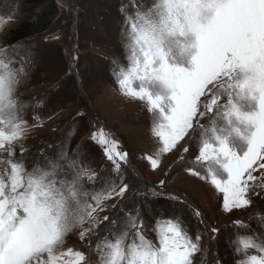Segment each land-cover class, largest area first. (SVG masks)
<instances>
[{
	"label": "snow or ice",
	"instance_id": "obj_1",
	"mask_svg": "<svg viewBox=\"0 0 264 264\" xmlns=\"http://www.w3.org/2000/svg\"><path fill=\"white\" fill-rule=\"evenodd\" d=\"M121 14L127 63L113 59L112 75L119 94L150 117L155 148L141 159L152 172L169 155L186 162V174L221 198L226 216L264 201V0H132ZM0 53V264H228L214 251L226 226L166 192V179L147 192L134 187L129 154L103 126L85 134L106 162L100 173L84 158L83 141L72 156H45L29 170L25 141L45 121L36 112L27 119V110L43 101L17 97L31 56L15 67L7 49ZM133 196L188 209L195 231L176 212L149 224ZM252 218L264 227V215ZM231 228L234 264H264V236L245 234L244 218ZM71 235L83 248L69 245Z\"/></svg>",
	"mask_w": 264,
	"mask_h": 264
},
{
	"label": "rangeland",
	"instance_id": "obj_2",
	"mask_svg": "<svg viewBox=\"0 0 264 264\" xmlns=\"http://www.w3.org/2000/svg\"><path fill=\"white\" fill-rule=\"evenodd\" d=\"M51 1L57 7V16L46 33L9 48L3 47L0 41V48L7 49L16 61L15 67H20L23 59L31 56L32 63L27 68L29 76L19 87L17 97L32 104L36 100L43 101L42 107L27 110V119L31 120L33 112H36L45 121L44 126L33 130L25 141V146L31 150L27 161L29 170L33 160L44 166L45 157L39 159L40 156L55 160L65 150L72 156L77 145L83 141L81 151L84 158L93 170L100 173L106 162L101 151L85 139V134L91 125L103 126L129 154L131 165L139 174L133 178L129 173L134 187H141L147 192L149 186L155 187L160 179H166V192L182 193L204 213L209 223L217 227L226 226L222 227L214 251H218L228 264H234L229 247V240L233 238L231 221L244 218L249 225L247 230H243L245 234L264 236L261 221L248 219L253 212L264 215V201L254 198L253 207L236 211L231 217L226 216L220 210L221 198L209 186L186 174V162L176 164L175 156L169 155L163 158L161 168L152 172L141 159L142 154L155 148L150 138V117L140 103L129 101L119 94L112 75L113 59L125 65L127 63L120 35L123 23L121 6L117 0ZM144 3L150 5L152 0H144ZM70 6H75V12ZM0 8V21H3L0 36L19 21L33 19L38 11V8H23L20 0H0ZM13 12L16 18L8 21L7 17ZM0 56L3 58L2 53ZM49 115L50 120L47 119ZM73 132L75 134L70 135ZM132 199L140 206L149 224L158 214L176 212L189 229L195 231V221L188 209L176 208L163 198L153 200L148 196H133ZM149 238L155 240L151 230ZM68 243L83 248L75 235L69 236ZM211 258L209 254L207 259ZM201 259L202 254L197 257L198 261Z\"/></svg>",
	"mask_w": 264,
	"mask_h": 264
},
{
	"label": "trees",
	"instance_id": "obj_3",
	"mask_svg": "<svg viewBox=\"0 0 264 264\" xmlns=\"http://www.w3.org/2000/svg\"><path fill=\"white\" fill-rule=\"evenodd\" d=\"M117 1L121 7L122 5H132L130 4V0ZM20 4L23 8H38V11L33 19L19 21L17 25L0 36L1 44L5 48L13 47L32 37L46 33L56 20L57 7L51 0H20ZM0 13H2L1 8ZM44 157L40 156L39 159H43Z\"/></svg>",
	"mask_w": 264,
	"mask_h": 264
}]
</instances>
